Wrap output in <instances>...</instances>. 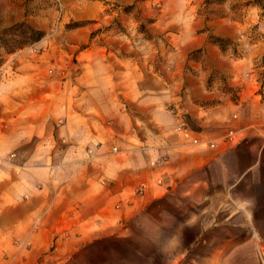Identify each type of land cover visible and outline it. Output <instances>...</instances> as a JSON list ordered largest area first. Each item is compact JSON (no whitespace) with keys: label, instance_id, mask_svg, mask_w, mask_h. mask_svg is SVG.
I'll use <instances>...</instances> for the list:
<instances>
[{"label":"crops","instance_id":"1","mask_svg":"<svg viewBox=\"0 0 264 264\" xmlns=\"http://www.w3.org/2000/svg\"><path fill=\"white\" fill-rule=\"evenodd\" d=\"M66 1L70 16L88 21L74 30L82 39H70L69 46L87 41L106 1L124 6L138 2ZM150 2L139 4L141 15L151 20L148 29L162 34L159 40L144 41L153 55L138 54L136 49L144 45L139 41L127 42L130 50L124 52L130 54L119 55L121 44L92 40L78 55L76 82L65 89L83 97L82 105L60 108L59 73L53 70L58 61L50 62L43 83L34 79V65L46 68L47 59L24 65L32 83L23 87L21 79L18 86L11 81L20 95L34 89L43 106L34 119L28 118L20 101L23 117L0 122V229L7 223L24 225L22 232L33 237L38 226L32 224L38 222L50 226L44 238H53L62 207L74 232L81 234L92 223L133 222L145 214L141 211L149 214L155 208L169 216L163 223H197L199 219L188 217L186 202L203 199L209 175L237 181L264 171V1L240 16L227 7L208 18L191 0H162L161 8H151ZM64 75L69 81L70 73ZM178 115L186 119L185 132L175 130ZM224 123L240 134L206 130ZM32 138L33 148H26ZM59 138L68 144L62 153L68 163L62 166L53 145ZM87 144H99L98 152L104 153L99 159L112 155L109 169L88 167L82 148ZM112 145L119 151L105 154ZM13 150L19 170L8 160ZM110 177L114 183L108 182ZM44 212L49 218L39 220ZM243 222L250 223V217Z\"/></svg>","mask_w":264,"mask_h":264},{"label":"rangeland","instance_id":"2","mask_svg":"<svg viewBox=\"0 0 264 264\" xmlns=\"http://www.w3.org/2000/svg\"><path fill=\"white\" fill-rule=\"evenodd\" d=\"M144 1L138 0L127 6L106 1L102 16L95 20L96 29L87 41L69 46L70 39L80 38L74 30L88 21L75 20L70 16L68 1L0 0V122L23 117L18 112L20 101L24 107L23 114L28 118L34 119L43 106L34 89L29 88L20 95L10 85L11 81H15L18 86L19 79L23 87L26 81L30 82L25 64L47 59L46 68L34 65L37 74L33 77L40 82L43 75H49L50 62L58 61L53 70L59 73L60 108L67 105L76 108L84 103L83 97L69 94L68 87L76 82L78 55L90 46L92 40H103L113 47L115 42L121 44L119 55L130 54L124 52L130 50L125 47L127 42L135 44L139 41L144 45L136 49L138 54L153 55V52L148 53L153 49H149L144 41L159 40L162 34L148 29L151 20L141 15L140 5ZM150 1L151 8L162 7V0ZM262 1L191 0V5L197 3L200 14L208 18L221 15L227 7L240 16L248 6H262ZM66 72L71 75L69 81L65 78ZM10 94L12 100H9ZM79 100L80 103H77ZM182 118L186 126V119ZM177 119L175 130L185 132L186 129L179 128ZM58 120L61 122L62 117ZM206 130L230 137L240 134L235 127L225 123L207 127ZM142 131L147 134L145 129ZM34 144L35 139L32 138L26 148H33ZM53 145L59 151V166L67 164L68 159L62 153L68 144L59 138ZM98 147L99 144H87L82 148L88 167L102 172V166L106 165L109 169L114 160L112 155L99 159L104 153L100 154ZM118 151V146L112 145L105 154ZM15 157L16 151L8 153V160L19 170L21 163L12 160ZM213 172L219 174L218 171ZM261 172L260 175L246 173L245 180L244 176H240L236 177L237 181L209 175V190L203 193V199L186 202L188 217H196L199 219L197 223H163L169 216L161 214L164 209L155 208L149 214L147 210L141 211L145 214L139 213L133 222L101 226L92 223L91 228L81 234L74 232V226L65 215L68 210L62 207L56 216L58 223L52 227L53 238H44L46 227H50L47 224H32V228L38 226V233H33V237H29L30 232H22L24 225L21 228L19 225L4 224L0 229V264H264V171ZM108 182L114 183V178H108ZM233 182L235 185L231 186ZM138 184L141 186L140 182ZM45 214L39 220L48 219L43 217ZM248 216L251 222L244 223L243 219ZM12 228L19 231L10 232ZM22 235L27 237L22 238ZM34 249L39 250L37 255L33 254Z\"/></svg>","mask_w":264,"mask_h":264},{"label":"built area","instance_id":"3","mask_svg":"<svg viewBox=\"0 0 264 264\" xmlns=\"http://www.w3.org/2000/svg\"><path fill=\"white\" fill-rule=\"evenodd\" d=\"M180 116V115H179ZM178 122H179V128H183V129H186V126H185V121L183 120L182 116L178 117ZM232 132V131H231Z\"/></svg>","mask_w":264,"mask_h":264}]
</instances>
